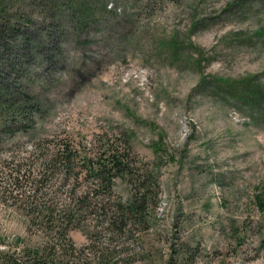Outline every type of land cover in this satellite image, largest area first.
<instances>
[{"label": "rangeland", "instance_id": "1", "mask_svg": "<svg viewBox=\"0 0 264 264\" xmlns=\"http://www.w3.org/2000/svg\"><path fill=\"white\" fill-rule=\"evenodd\" d=\"M1 1L48 40L17 53V75L0 62V93L17 90L0 95V127L24 94L41 106L29 131L0 129V251L56 245L63 264L93 262L96 249L112 264H264V104L241 97L248 79L264 90V0ZM109 148L128 168L104 185L87 168ZM141 174L156 203L111 236L105 213ZM82 193L97 216L69 221Z\"/></svg>", "mask_w": 264, "mask_h": 264}, {"label": "trees", "instance_id": "2", "mask_svg": "<svg viewBox=\"0 0 264 264\" xmlns=\"http://www.w3.org/2000/svg\"><path fill=\"white\" fill-rule=\"evenodd\" d=\"M3 2H0V9L3 6ZM7 11L5 9L0 10V62L3 67H5L10 72H15V75L18 74L16 68V55L21 50H26L30 44L34 45V43H42L43 41H47L48 37L40 36L39 40H34V37L29 36L28 25L24 23L21 19L22 12L13 13L15 20L10 18V14H6ZM21 18V19H20ZM45 39V40H44ZM42 41V42H41ZM41 55L44 62L52 61V57L49 53L45 52V47L41 46ZM28 61V59H27ZM244 86H250V92H244L242 94V100L244 102H248L252 104L253 102L264 104V90H257V84L252 82L250 79L246 80ZM3 85V84H2ZM10 86V84H7ZM5 86V85H4ZM17 90L11 91L10 89L5 90L0 93L1 98L7 97L8 95H13ZM246 93L248 96H246ZM18 94V93H17ZM3 101L0 100V103ZM38 102V99L35 97L33 93L24 94L20 99L18 106H15L13 102L8 103L10 105V109L7 108L3 112V116L5 119L3 123H1L0 129L4 133L14 134L18 130H22L23 132L29 131L31 128L30 123L36 118L39 113L41 106ZM254 103V105H256ZM14 105V106H12ZM11 115L9 114V112ZM10 115V116H9ZM264 116V114H263ZM111 151L103 160L89 163L87 170L89 173H98L96 175L99 176L100 184L104 182V185L111 182L112 177L118 176L117 172L119 170L125 171L128 168L127 160L128 157L125 154H118V151L113 152L112 148L108 149ZM58 153L55 154V156ZM59 158L58 156L47 159V165L54 164L55 161ZM70 160V156H62L61 162L67 163ZM95 165V166H94ZM141 179L139 186L134 184L133 188L130 191L129 198L127 197L125 201H118L113 203L112 208L109 212L105 213V221L107 227L110 230L111 236L120 234L123 232L124 228L128 225L131 218L134 216L139 217V222L143 219H147V210L150 209V204L153 203L155 205V197L154 195H150L149 188L152 186L151 183L148 182V179L144 174L139 175L135 182L138 179ZM96 201V200H95ZM93 201L89 194H79L76 195L73 201V205L71 207L72 214L68 217V220H73V217H78V219L83 221H92L97 216V202ZM100 203V202H98ZM101 205V203H100ZM102 208V207H101ZM67 218V216H65ZM146 217V218H145ZM137 219V218H136ZM66 230L62 232L61 238L68 244L70 247L69 251L73 250V243L70 238L66 239ZM95 238L88 236L95 243L101 242L100 234H96ZM62 245V244H61ZM48 247V248H47ZM57 247L61 251V257L68 259V249L58 245ZM56 245H54L53 249L50 246L45 244L44 246H33V248H23L17 254L11 253L7 250L0 251V264H63V260H59L55 255ZM94 260L88 261L85 258L82 261H79L80 264H112V258L107 255H103L98 249L94 251Z\"/></svg>", "mask_w": 264, "mask_h": 264}]
</instances>
